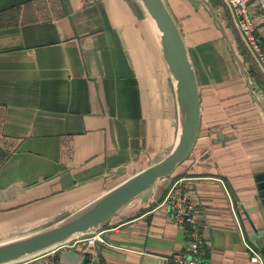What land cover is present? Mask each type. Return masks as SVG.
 Here are the masks:
<instances>
[{
	"label": "crops",
	"instance_id": "1",
	"mask_svg": "<svg viewBox=\"0 0 264 264\" xmlns=\"http://www.w3.org/2000/svg\"><path fill=\"white\" fill-rule=\"evenodd\" d=\"M165 1L199 91L189 156L124 213L14 264H178L189 236L163 204L177 180L195 203L199 260L258 264L246 246L264 233L255 181L264 172V77L220 1L210 0L260 102L209 12ZM176 135L169 71L137 0H0V233L66 217L167 154ZM97 231L108 244L87 243Z\"/></svg>",
	"mask_w": 264,
	"mask_h": 264
},
{
	"label": "water",
	"instance_id": "2",
	"mask_svg": "<svg viewBox=\"0 0 264 264\" xmlns=\"http://www.w3.org/2000/svg\"><path fill=\"white\" fill-rule=\"evenodd\" d=\"M152 21L161 55L167 65L177 109V135L173 147L159 159L115 184L66 217L18 237L0 240V264H14L62 245L74 236L96 230L106 224L130 201L147 198L157 182L169 177L189 156L195 143L200 117L199 91L186 44L165 0H137ZM214 18L226 37L230 50L240 65L248 88L257 101L258 90L250 79L226 28L217 17L210 0H190ZM258 195L264 211V172L255 175ZM256 247L264 264V233H256Z\"/></svg>",
	"mask_w": 264,
	"mask_h": 264
},
{
	"label": "built area",
	"instance_id": "3",
	"mask_svg": "<svg viewBox=\"0 0 264 264\" xmlns=\"http://www.w3.org/2000/svg\"><path fill=\"white\" fill-rule=\"evenodd\" d=\"M226 9L233 24L234 30L243 48L264 77V0H220ZM164 206L169 210L173 221L181 228L187 230V257L176 259L178 264H203L199 256L204 245L194 213L195 203L190 199L189 193L181 186V180L174 181L163 200ZM88 244L100 242L108 244L101 232L85 238ZM251 263L262 264V257L255 246L247 245ZM51 249L49 252L53 251ZM39 264H47L40 262ZM51 264V263H49Z\"/></svg>",
	"mask_w": 264,
	"mask_h": 264
},
{
	"label": "bare ground",
	"instance_id": "4",
	"mask_svg": "<svg viewBox=\"0 0 264 264\" xmlns=\"http://www.w3.org/2000/svg\"><path fill=\"white\" fill-rule=\"evenodd\" d=\"M139 198L140 197H137L135 199H133L132 201H130L128 204H126L119 212L122 214L124 213L131 205L135 204V203H138L139 202ZM40 225L39 223H34L29 230H25V231H16V232H6V233H0V240H3V239H9V238H14V237H18L20 235H23L25 234L26 232L28 233L29 231H33V229H36L38 228ZM40 229V228H38ZM36 229V230H38Z\"/></svg>",
	"mask_w": 264,
	"mask_h": 264
},
{
	"label": "trees",
	"instance_id": "5",
	"mask_svg": "<svg viewBox=\"0 0 264 264\" xmlns=\"http://www.w3.org/2000/svg\"><path fill=\"white\" fill-rule=\"evenodd\" d=\"M218 2L220 1V0H217ZM220 3H222L221 1H220ZM224 6V5H223Z\"/></svg>",
	"mask_w": 264,
	"mask_h": 264
},
{
	"label": "rangeland",
	"instance_id": "6",
	"mask_svg": "<svg viewBox=\"0 0 264 264\" xmlns=\"http://www.w3.org/2000/svg\"><path fill=\"white\" fill-rule=\"evenodd\" d=\"M233 25V24H232Z\"/></svg>",
	"mask_w": 264,
	"mask_h": 264
}]
</instances>
